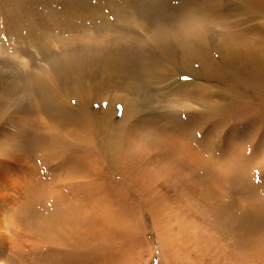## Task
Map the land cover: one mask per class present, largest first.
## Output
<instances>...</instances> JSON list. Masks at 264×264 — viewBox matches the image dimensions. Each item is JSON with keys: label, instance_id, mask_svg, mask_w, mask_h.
<instances>
[{"label": "bare ground", "instance_id": "bare-ground-1", "mask_svg": "<svg viewBox=\"0 0 264 264\" xmlns=\"http://www.w3.org/2000/svg\"><path fill=\"white\" fill-rule=\"evenodd\" d=\"M199 32L0 72V264H264V40L227 83Z\"/></svg>", "mask_w": 264, "mask_h": 264}, {"label": "rangeland", "instance_id": "rangeland-1", "mask_svg": "<svg viewBox=\"0 0 264 264\" xmlns=\"http://www.w3.org/2000/svg\"><path fill=\"white\" fill-rule=\"evenodd\" d=\"M1 7L4 8V17L0 9V72L9 77V84L16 89L23 85L20 75L26 74L31 79L44 72L52 74L57 64L81 62L86 52H90V55L103 53L106 56L116 49L125 48L127 52L141 47L146 49L149 44L156 45V42L164 39L174 40L173 43L178 45L176 37L197 34L199 31L211 36L210 45L218 49L224 58L222 66L225 67L216 75L229 83V78L236 70L231 62L237 59L229 54L227 48L233 46L237 51L235 55L240 59L238 62L245 63L252 57L253 49L260 47L264 40V0H0ZM252 17L257 19L251 21ZM129 20L131 23L127 22ZM139 24H143L141 28L138 27L140 29L137 28ZM52 35L55 40H51ZM121 37H128V40H122ZM110 44V47L107 46ZM88 66L91 65L74 64L76 70H88ZM237 108L249 110L246 107ZM224 115L231 116L227 113ZM181 118L183 120L173 116L172 121L178 130L181 127L191 131L193 125L198 123L195 117L191 121L186 116ZM205 146H208L207 143ZM236 173L240 174L239 170ZM245 175H241L243 181ZM244 183L247 190V181ZM254 193L255 197L264 200L262 186L254 185L251 194L246 192L245 197H251ZM228 200L224 199L226 205H229ZM150 264L162 263L156 255Z\"/></svg>", "mask_w": 264, "mask_h": 264}]
</instances>
